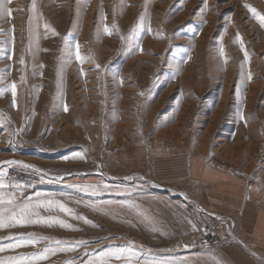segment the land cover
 I'll return each mask as SVG.
<instances>
[{"label":"rangeland","instance_id":"374dc122","mask_svg":"<svg viewBox=\"0 0 264 264\" xmlns=\"http://www.w3.org/2000/svg\"><path fill=\"white\" fill-rule=\"evenodd\" d=\"M245 4L264 14V0H12V18H0L15 37L0 57V87L17 82V106L10 92L0 97V112L10 118L0 129V162L22 161L47 175L42 180L31 169L33 177L5 182L25 197L54 194L97 226L67 217L81 230L17 227L0 230L3 242L30 232L89 242L41 264H83L86 252L129 242L158 260L264 264V27ZM16 129L18 142L10 145ZM76 153L85 158L73 159ZM101 182L109 191L97 195L74 187ZM123 201L139 205L151 222L120 207ZM189 208L220 218L218 245L192 229Z\"/></svg>","mask_w":264,"mask_h":264},{"label":"snow or ice","instance_id":"6c2138e0","mask_svg":"<svg viewBox=\"0 0 264 264\" xmlns=\"http://www.w3.org/2000/svg\"><path fill=\"white\" fill-rule=\"evenodd\" d=\"M12 3V0H0V18L11 19L13 15V9L9 7ZM251 13L252 16L258 19L261 27H264V14L259 13L251 5H244ZM106 19V17H105ZM47 28L48 26L45 25ZM113 28H116L113 25ZM145 31L149 34L152 32L150 27V21L148 26L145 28ZM53 34L55 29H52ZM14 26L9 30H5L3 27H0V36H6V40H0V57L5 55V49L9 45L14 47L15 37ZM104 33L111 35L112 31L107 25L104 26ZM124 37H121L123 39ZM142 38V37H141ZM163 38V36H159ZM195 37L193 36V39ZM234 42H239L241 50H244L243 40L237 34ZM79 43L75 45V57L81 62L84 61V57L80 55L79 52ZM142 50V49H141ZM221 55L224 56L223 48H221ZM249 53L244 50V57L247 60ZM12 53H8V58L11 59ZM187 59H191L189 55ZM227 63V58L224 60ZM19 64L21 66L25 65L24 56L21 55L19 58ZM43 67V66H41ZM243 67V65H242ZM97 68H100V65L97 64ZM23 72V67L21 68ZM180 65L176 66L175 74H179ZM4 77L0 76V80H3ZM20 83H25V76H20ZM245 79L250 81L252 79L251 73H245ZM11 93V106H17V82L12 81L10 84L4 87H0V97H3L5 93ZM143 95V92L140 93ZM65 106L64 111H67ZM243 118V117H241ZM10 123V118L6 116L3 112H0V129H6L7 124ZM21 129L14 130L10 135L11 139L9 144H15L18 141L15 140V137L19 135ZM142 135V133H141ZM69 157H64L68 159ZM73 159H84L85 157L81 153H76ZM8 166H20L23 169H32L35 173L39 174L41 179L47 175L44 170L37 168L35 165L25 164L22 161L17 160H7L0 162V230L12 229L17 227H26L33 225H43L46 227H55L59 226L60 228L71 230V231H80L81 229L76 228L72 223L68 222L67 217L72 219L82 221L85 224L92 225L96 227L93 221L89 220L87 217L78 214L68 203L61 198H58L54 194H45L42 192H36L33 196H24L23 191L20 189L19 185H16L13 190H9L11 187L8 183L5 182V178L8 176L7 167ZM51 179V177H50ZM56 179L63 180V176H59ZM126 180L136 179L135 177H126ZM74 187L79 188L80 191L85 193H91L92 195H97L101 192L109 191V185L104 184L103 182L99 184H83V185H74ZM138 186H133V188H128L127 186H117V190L123 192H131L136 190ZM259 191V189H257ZM61 196H64L62 193ZM187 199V197H185ZM77 204H80L81 201H75ZM111 203V202H109ZM103 205H96L93 203L85 204V207L93 208L94 210H100ZM120 207H126L130 210H135L137 215H139L145 221L149 223L150 218L147 217L145 213L140 211L139 205L132 201H123L119 203ZM193 230H198L197 225L191 220L188 221ZM153 231H159L155 226L152 227ZM5 238H0V253L5 251H15L16 249L33 246L45 243L43 248L33 251L31 253H19L17 255H11L8 257L0 258V264H41V262L48 260L51 256L56 255L57 253L75 251L78 247L86 246L89 242L86 240L79 241H65L53 237L42 236L35 232L30 233H19L15 235H9L6 239L8 243H4ZM185 248L188 245H184ZM151 251L150 249L148 250ZM85 255H88L90 258L83 262V264H188L187 260H175V259H154L151 256H146L145 252L141 249H138L135 245V242H129L126 246L111 245L106 249H101L97 252H86ZM65 264H75V260L66 261ZM216 264H222L221 261H217Z\"/></svg>","mask_w":264,"mask_h":264},{"label":"built area","instance_id":"2783aa9c","mask_svg":"<svg viewBox=\"0 0 264 264\" xmlns=\"http://www.w3.org/2000/svg\"><path fill=\"white\" fill-rule=\"evenodd\" d=\"M8 176L6 178H13L18 181H22L27 178H31L35 173L31 169L20 170L15 166L7 167ZM190 213L188 215L192 218V221L197 225L198 230L204 236L205 240L213 245H218L222 240L221 234V221L220 218L205 210L194 208L195 213H192L193 208H189Z\"/></svg>","mask_w":264,"mask_h":264},{"label":"crops","instance_id":"0c3cea01","mask_svg":"<svg viewBox=\"0 0 264 264\" xmlns=\"http://www.w3.org/2000/svg\"><path fill=\"white\" fill-rule=\"evenodd\" d=\"M9 7H11V5H9ZM205 174H206V172H205ZM205 178H207L206 176H205ZM229 187H233L232 189L234 190V185H231V186H229ZM237 191V193H238V189L236 190ZM233 192H235V190L233 191ZM247 214V213H246ZM247 225H249V223L247 222ZM233 253H236V250L235 251H232ZM237 254V253H236ZM236 259L238 260V262H239V260H242V257L240 256V255H237V257H236Z\"/></svg>","mask_w":264,"mask_h":264}]
</instances>
